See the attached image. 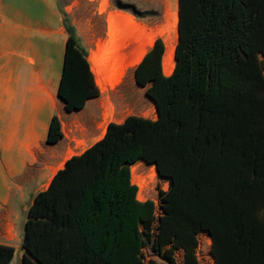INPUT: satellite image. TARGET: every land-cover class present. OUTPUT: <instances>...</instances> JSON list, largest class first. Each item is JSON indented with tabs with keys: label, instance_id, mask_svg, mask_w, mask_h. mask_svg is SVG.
<instances>
[{
	"label": "trees",
	"instance_id": "obj_1",
	"mask_svg": "<svg viewBox=\"0 0 264 264\" xmlns=\"http://www.w3.org/2000/svg\"><path fill=\"white\" fill-rule=\"evenodd\" d=\"M66 31L57 97L73 113L99 90ZM177 31L169 76L161 38L133 69L157 119L109 123L64 163L28 207L21 264H157L145 250L168 264L182 250L196 264L199 233L214 264H264V0H178ZM63 138L53 116L46 144ZM137 162L167 181L157 219L131 183ZM13 258L0 245V264Z\"/></svg>",
	"mask_w": 264,
	"mask_h": 264
},
{
	"label": "crops",
	"instance_id": "obj_2",
	"mask_svg": "<svg viewBox=\"0 0 264 264\" xmlns=\"http://www.w3.org/2000/svg\"><path fill=\"white\" fill-rule=\"evenodd\" d=\"M168 1L164 0V11L167 10ZM101 2L0 0V245L14 249L11 264L15 260L21 264L25 255L21 243L27 210L35 195L44 191L55 175L50 176L48 166L58 164L67 150L61 144L62 140L54 148L46 144L52 117L59 119L65 136L64 124L72 128L71 123L77 118L90 120L94 116L88 112L90 107L96 106L94 99L87 101L81 111L66 113L57 91L68 40L66 27L74 28L79 46L89 56L96 51L82 45V41L86 40V24H77L74 20L76 14L81 15L86 23L91 20L100 22L104 18V28L98 42L109 40L107 18L113 12L109 11L107 5L103 14L100 11ZM170 10L173 24L176 25L178 0L170 4ZM136 51L131 47L123 55L131 58ZM164 65L163 56L162 70L171 73L174 66L171 63H167V67ZM90 67L92 72L91 64ZM93 77L96 82L95 74ZM41 157L44 160L40 162ZM62 163L64 165L65 162ZM175 254L181 256L184 264L183 251L178 250ZM153 260L156 261V258Z\"/></svg>",
	"mask_w": 264,
	"mask_h": 264
},
{
	"label": "rangeland",
	"instance_id": "obj_3",
	"mask_svg": "<svg viewBox=\"0 0 264 264\" xmlns=\"http://www.w3.org/2000/svg\"><path fill=\"white\" fill-rule=\"evenodd\" d=\"M176 1L177 0H169L167 10L164 11V0H102L100 11H102L103 14L106 8L109 7V11H112L114 14H122L131 18L134 22V26L125 20L119 22V26L126 28L127 36L130 35L127 37L129 40L125 39L121 47V53L118 55V62H116L114 58L115 52L107 48L106 56L101 61L102 63H100V65L103 64L102 69L106 74L105 78L110 80H108L107 85V81L105 80L104 85L101 79H99L98 73L92 70L97 78L96 82L94 80L95 85L99 90L98 97L94 99L96 104L95 108L97 110L94 107H90L88 112L90 115L94 116L90 120L77 118L74 123H71L72 128L65 124L63 125L65 136L61 144L65 146L67 150L63 159L58 160L60 161L58 164L48 166V170L51 169L50 176L64 167L62 162H66L71 157L87 149L91 144L99 141L102 135H104L109 123H121L129 116L150 120L157 119V113L153 103L145 97L144 89L138 87L134 81L133 69L138 64L137 62L143 49L146 48L153 37H155L154 41L157 38H161L165 44V49L168 46L175 48L178 40V31L177 24H173L172 21L173 15L170 10V4ZM118 8H121L123 11H119ZM74 20L79 25L84 26L86 24L84 35L86 40L82 41L84 47L91 51L96 50L95 52H97V47L99 45H108L107 43L109 40L106 42H98L101 31L104 28V18H102L100 22L91 20L89 23H86L81 15L76 14ZM133 39L138 41H133ZM131 47L137 50L136 53H134V57L125 58L123 52L128 51ZM95 52H92L90 56L87 52V56L90 58ZM164 63L165 67H167V63H171L173 67L174 54L173 58L164 59ZM167 71L171 72V70ZM163 73L165 76L171 74L164 70ZM55 145H53L52 148H54ZM43 160L44 157H41L39 161L41 162ZM130 173L131 183L138 189L137 199L139 201H152L155 207H157L156 211L159 215L158 193L159 191L165 192L167 190V181L157 176L153 166L143 162L133 164L130 167ZM144 255L147 258L155 259L148 250L144 251ZM199 259L201 260L196 264H210L208 258H206V260L203 258ZM174 261L176 264H183L182 258L178 254L174 255ZM156 262L164 264L159 259H156ZM14 264L19 263H16L15 260Z\"/></svg>",
	"mask_w": 264,
	"mask_h": 264
},
{
	"label": "bare ground",
	"instance_id": "obj_4",
	"mask_svg": "<svg viewBox=\"0 0 264 264\" xmlns=\"http://www.w3.org/2000/svg\"><path fill=\"white\" fill-rule=\"evenodd\" d=\"M121 20L122 21L125 20L134 26L133 20L127 16H124L122 14H114V13L109 14V16L107 18L108 36H109V41L107 43L108 45L107 46L99 45L97 47V52L93 53L89 59V62L91 63L92 67L94 68L93 70H95V72L98 73V75H99L98 77H99V79H101V81L103 82L104 85H105V80H106V78H105L106 74L102 69L103 64L100 65V63H102L101 61L106 56V50H107V48H109L110 50L115 52L114 58H115L116 62H118V60H119L118 55H120L121 47H122L123 43L125 42V38H127L126 28H124L123 26H119V24H120L119 22H121ZM154 38L155 37H153L151 39L150 43H148V45L146 46V48L143 49L137 63H139V61L142 59V57L145 54V52L147 51V49H149L151 47V45L154 41ZM174 49L175 48L170 47V46H168L165 49V56H164L165 60H167L169 58L170 59L173 58ZM107 83L108 82H106V85H107Z\"/></svg>",
	"mask_w": 264,
	"mask_h": 264
},
{
	"label": "built area",
	"instance_id": "obj_5",
	"mask_svg": "<svg viewBox=\"0 0 264 264\" xmlns=\"http://www.w3.org/2000/svg\"><path fill=\"white\" fill-rule=\"evenodd\" d=\"M157 208V207H156ZM159 211V209H158ZM160 213V212H159ZM159 215L157 211H155V219H157ZM196 248L194 251V256L196 258V262L198 263L199 258H203L206 260L208 258L210 260V264H213V259L210 255V248H211V240L206 233H199L196 237ZM148 261V258L145 260V263Z\"/></svg>",
	"mask_w": 264,
	"mask_h": 264
}]
</instances>
